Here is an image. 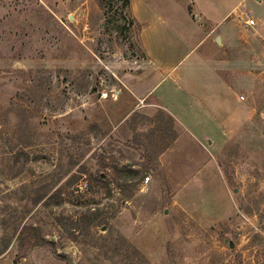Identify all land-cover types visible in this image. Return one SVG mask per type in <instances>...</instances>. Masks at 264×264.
I'll return each mask as SVG.
<instances>
[{"label":"rangeland","instance_id":"1","mask_svg":"<svg viewBox=\"0 0 264 264\" xmlns=\"http://www.w3.org/2000/svg\"><path fill=\"white\" fill-rule=\"evenodd\" d=\"M234 4L0 0V264H264V0ZM164 21L207 131L185 123L153 179L152 119L116 129L112 105Z\"/></svg>","mask_w":264,"mask_h":264},{"label":"crops","instance_id":"2","mask_svg":"<svg viewBox=\"0 0 264 264\" xmlns=\"http://www.w3.org/2000/svg\"><path fill=\"white\" fill-rule=\"evenodd\" d=\"M214 1V0H213ZM250 0H235V4L225 10L224 13L228 12L231 8L237 11L241 6H246ZM198 10L208 18L209 16L203 13V9L198 7ZM164 21L162 23L161 35L163 43H157V41L149 38L148 29L146 26L143 32V44L148 57L152 58L151 63L153 67L149 68L145 72L144 76L139 74L127 73L120 78V98L119 104L112 105L116 109H120L126 116L122 119V122L116 125V129L120 124H124L128 119L133 117L131 123H138L139 115L142 113L146 118H151V125L145 130L157 132L156 137L160 140L158 142H150L149 148H153L150 151V168L149 174L153 176V179L162 170L167 155H169L173 149V145L177 142L185 133V123L189 122L192 124V132H199L201 137H206L205 132L207 131L204 127L196 126V119L198 113L192 111V107L198 105L203 95L196 94V87L200 85L188 86L189 89L181 85L183 79L180 77L188 70H184V61L190 55L191 51L186 52L185 40L182 39L181 34L176 33L177 37L173 34L174 32L170 28L169 22ZM166 23V24H165ZM185 23L188 21L184 20ZM179 38V39H178ZM155 75L158 76L155 77ZM203 88H200L199 93L203 92ZM211 91L212 86L208 85L204 90ZM211 94V93H210ZM208 94V95H210ZM201 95V96H200ZM217 95V94H216ZM118 98V99H119ZM209 98H214L209 96ZM104 99V98H102ZM117 101V100H116ZM149 101V102H148ZM148 102V103H146ZM228 105H232V101H228ZM158 116L153 117V112L157 111ZM187 112L186 118H183V114ZM172 119V120H171ZM211 119H208L207 123H211ZM133 132V127L130 129ZM143 130V129H142ZM140 131V126L137 129ZM144 131V130H143ZM141 138V137H140ZM141 143V142H140ZM139 144V143H138ZM142 146V145H141Z\"/></svg>","mask_w":264,"mask_h":264},{"label":"built area","instance_id":"3","mask_svg":"<svg viewBox=\"0 0 264 264\" xmlns=\"http://www.w3.org/2000/svg\"><path fill=\"white\" fill-rule=\"evenodd\" d=\"M245 24H246L248 27H254V26L256 25V21L248 15V16H246ZM108 96H109V94H108V92H106V91H104V92L101 93V97L104 98V99L108 98ZM113 96L116 98L117 94H114ZM149 181H150V176H147V177L145 178V181H144V182H145L146 184H148ZM84 185H85V184L80 185V187H79L80 190H83V188L85 187Z\"/></svg>","mask_w":264,"mask_h":264},{"label":"trees","instance_id":"4","mask_svg":"<svg viewBox=\"0 0 264 264\" xmlns=\"http://www.w3.org/2000/svg\"><path fill=\"white\" fill-rule=\"evenodd\" d=\"M129 5H130V2L127 1V2H126V6H129ZM171 120H172V119H171ZM124 169H125L128 173H131V172H132L131 167L128 166V165H126V166L124 167ZM23 233H24V231L22 232L21 235H23ZM26 235H27V234H24V237H22V238L25 239V236H26ZM35 238L37 239V238H39V237L36 236ZM26 242H27L30 246H32V247H35V246L41 245V243H40L39 241H37V240H31V241H27V240H26Z\"/></svg>","mask_w":264,"mask_h":264},{"label":"water","instance_id":"5","mask_svg":"<svg viewBox=\"0 0 264 264\" xmlns=\"http://www.w3.org/2000/svg\"><path fill=\"white\" fill-rule=\"evenodd\" d=\"M216 41H217V44H221V42H222L221 37L218 36V37L216 38ZM231 247H233V245H231Z\"/></svg>","mask_w":264,"mask_h":264}]
</instances>
